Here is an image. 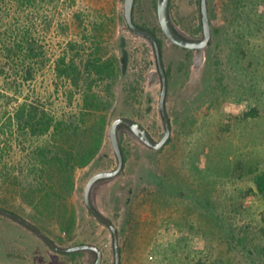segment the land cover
Listing matches in <instances>:
<instances>
[{
  "label": "rangeland",
  "instance_id": "rangeland-1",
  "mask_svg": "<svg viewBox=\"0 0 264 264\" xmlns=\"http://www.w3.org/2000/svg\"><path fill=\"white\" fill-rule=\"evenodd\" d=\"M169 2L175 29L199 40V0ZM35 9L31 37L40 60L24 94L44 103L55 119L77 122L90 87L96 119L104 118V138L96 157L75 172V188L65 203L66 216L75 214L70 232L61 226L67 219L61 212L40 217L19 209L13 188L1 190L0 207L6 198L55 244L95 245L101 264H114L111 233L84 207L83 189L91 176L116 166L108 140L114 119H132L154 141L161 138L154 54L126 28L123 0H36ZM207 9L209 45L191 51L156 30V0L135 2L137 24L162 41L171 135L168 144L153 150L121 128L124 168L92 188L93 205L116 229L119 264H264V196L253 195V179L264 173V0H207ZM20 15L30 28L28 12L21 9ZM246 113L251 117L243 118ZM44 140L15 146L12 161ZM91 259L84 253L81 264ZM0 264L67 262L0 215Z\"/></svg>",
  "mask_w": 264,
  "mask_h": 264
},
{
  "label": "trees",
  "instance_id": "trees-1",
  "mask_svg": "<svg viewBox=\"0 0 264 264\" xmlns=\"http://www.w3.org/2000/svg\"><path fill=\"white\" fill-rule=\"evenodd\" d=\"M35 1L0 0V192L5 187L13 188L19 199L18 205L22 206L19 209H29L40 217L61 212L59 215L63 218L68 214L65 203L74 191L76 170L86 167L101 148L104 118L96 119L95 109L92 108L91 99L88 97L92 92L90 87L87 90L89 93H86L82 101L83 110L77 122L55 119L44 103L24 94L25 83L32 78L34 67L40 60L36 54L35 40L31 37L32 21L36 20ZM8 2L11 6L7 13L5 5ZM135 2L136 0L133 4L132 20L138 27L155 35L162 57V41L157 34L135 21ZM21 9L28 12L30 28L22 25ZM156 30L162 33L159 27ZM100 72L101 70L96 71L97 74ZM11 74L14 75L12 79ZM165 75L168 81L166 70ZM249 114H244L243 118L251 117ZM122 127L120 125L118 130ZM85 133H88L86 140ZM31 138L45 140L40 144L31 145L26 157L13 162L12 153L15 146L25 144ZM120 148L123 170L127 158L121 145ZM253 185V195L264 196V173L254 177ZM0 208L17 214L15 207L7 205L6 198L1 201ZM66 217L61 226L64 231L70 232L76 222L74 211ZM84 253L91 256L93 264L96 257L89 251L57 254L63 256L67 264H81Z\"/></svg>",
  "mask_w": 264,
  "mask_h": 264
},
{
  "label": "water",
  "instance_id": "water-1",
  "mask_svg": "<svg viewBox=\"0 0 264 264\" xmlns=\"http://www.w3.org/2000/svg\"><path fill=\"white\" fill-rule=\"evenodd\" d=\"M169 1L170 0H156V16L159 28L165 37V39L172 45L191 51H202L205 49L211 39V26L208 16L207 0H199V15L201 26V38L199 40H192L181 35L174 27L170 20L169 15ZM134 0H123V19L125 21L126 28L135 36L145 39L152 48L157 72L159 75L161 89L158 100V110L163 123L164 132L158 141H154L148 131L140 125L138 122L126 118L118 117L114 119L108 130V140L116 159V166L113 170L102 171L91 176L83 189V204L88 213L99 223H102L111 233L112 247L114 253V264H119V248L117 243V232L107 218H105L93 205L91 201V191L93 186L102 180L112 179L119 175L123 167V157L120 148V142L118 137L119 126L125 127L131 134H133L143 145L146 147L159 150L168 142L171 135L170 121L166 112V98H167V79L165 70L162 64V57L159 49V45L155 35L146 30L138 27L132 20V9ZM0 215L6 216L9 219L15 221L19 225L23 226L27 230L35 234L51 251L56 253H72L76 251L92 252L95 254V261L93 264H101L102 251L92 244H79L73 246L62 247L54 243L52 239L43 234L35 225L31 224L21 216L12 213L10 211L0 208Z\"/></svg>",
  "mask_w": 264,
  "mask_h": 264
},
{
  "label": "flooded vegetation",
  "instance_id": "flooded-vegetation-1",
  "mask_svg": "<svg viewBox=\"0 0 264 264\" xmlns=\"http://www.w3.org/2000/svg\"><path fill=\"white\" fill-rule=\"evenodd\" d=\"M122 128H123V127H122ZM120 173H121V172H120ZM120 173H119V174H120ZM117 176H118V175H117ZM114 178H115V177H114ZM112 179H113V178H112ZM107 180H109V179H107ZM102 181H105V180H102ZM99 182H101V181H99ZM97 183H98V182H97ZM97 183H96V184H97ZM93 187H94V186H93ZM91 201H92V200H91ZM2 216H3V215H2ZM5 217H6V216H5ZM7 218H8V217H7ZM107 229H108V228H107Z\"/></svg>",
  "mask_w": 264,
  "mask_h": 264
}]
</instances>
